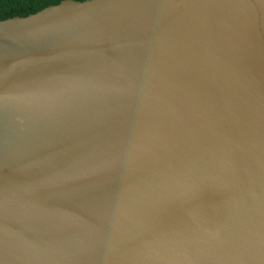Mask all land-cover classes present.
Listing matches in <instances>:
<instances>
[{
	"label": "water",
	"instance_id": "obj_1",
	"mask_svg": "<svg viewBox=\"0 0 264 264\" xmlns=\"http://www.w3.org/2000/svg\"><path fill=\"white\" fill-rule=\"evenodd\" d=\"M0 264H264V0L0 21Z\"/></svg>",
	"mask_w": 264,
	"mask_h": 264
},
{
	"label": "trees",
	"instance_id": "obj_2",
	"mask_svg": "<svg viewBox=\"0 0 264 264\" xmlns=\"http://www.w3.org/2000/svg\"><path fill=\"white\" fill-rule=\"evenodd\" d=\"M62 1L65 0H0V21L15 17L24 18Z\"/></svg>",
	"mask_w": 264,
	"mask_h": 264
}]
</instances>
